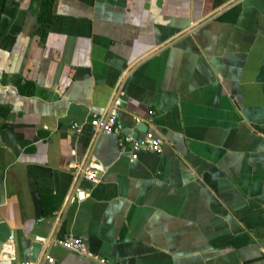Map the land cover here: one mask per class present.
<instances>
[{
	"label": "crops",
	"instance_id": "crops-1",
	"mask_svg": "<svg viewBox=\"0 0 264 264\" xmlns=\"http://www.w3.org/2000/svg\"><path fill=\"white\" fill-rule=\"evenodd\" d=\"M53 1L43 39L42 0H0V264H264V0Z\"/></svg>",
	"mask_w": 264,
	"mask_h": 264
},
{
	"label": "built area",
	"instance_id": "built-area-1",
	"mask_svg": "<svg viewBox=\"0 0 264 264\" xmlns=\"http://www.w3.org/2000/svg\"><path fill=\"white\" fill-rule=\"evenodd\" d=\"M123 95V94H121ZM120 105V101L115 100L114 107ZM90 125L97 130L98 133L105 136H117L119 138V144L121 149L131 154L133 161L138 160L139 155L142 152L149 153H161L163 141L158 138H145L138 139L133 134L127 133L125 127L120 122L116 110H111L108 113H92ZM79 125L75 124L73 129L79 130ZM105 172L104 166L96 161L89 162L77 167L76 173L78 176L91 182H99L101 175ZM38 242L46 243V239L39 238ZM51 246H62L84 259L93 258V254L90 253L85 241L82 238L75 237L73 235L63 240H55L48 243ZM48 263L54 264V259L49 256L45 257ZM30 264V263H26Z\"/></svg>",
	"mask_w": 264,
	"mask_h": 264
},
{
	"label": "trees",
	"instance_id": "trees-1",
	"mask_svg": "<svg viewBox=\"0 0 264 264\" xmlns=\"http://www.w3.org/2000/svg\"><path fill=\"white\" fill-rule=\"evenodd\" d=\"M53 4L54 1L53 0H42L41 3V9H40V13H39V20L43 26V29L41 30V37L44 39L47 35V29L50 27V24L52 23V21L54 20V16L52 15V9H53ZM47 16H49V18H47ZM28 82H26L25 84L22 83V81H19L18 85H19V89L23 94H28V95H32L33 92H26L23 90L24 87H26V84Z\"/></svg>",
	"mask_w": 264,
	"mask_h": 264
},
{
	"label": "water",
	"instance_id": "water-1",
	"mask_svg": "<svg viewBox=\"0 0 264 264\" xmlns=\"http://www.w3.org/2000/svg\"><path fill=\"white\" fill-rule=\"evenodd\" d=\"M139 129L142 130V131H147V126L145 124H142V125H140ZM32 239L35 241L36 237L33 236ZM43 249H44V244L43 243L36 242V241L33 243L32 252H31V261L33 263H36V264L38 263L39 264L41 262V259H42L41 256L44 255Z\"/></svg>",
	"mask_w": 264,
	"mask_h": 264
}]
</instances>
